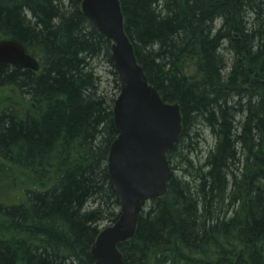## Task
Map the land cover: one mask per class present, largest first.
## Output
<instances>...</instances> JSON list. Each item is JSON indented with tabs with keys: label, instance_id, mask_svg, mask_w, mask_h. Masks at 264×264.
Segmentation results:
<instances>
[{
	"label": "trees",
	"instance_id": "16d2710c",
	"mask_svg": "<svg viewBox=\"0 0 264 264\" xmlns=\"http://www.w3.org/2000/svg\"><path fill=\"white\" fill-rule=\"evenodd\" d=\"M82 1L0 0V38L41 64L0 71L19 96L0 111V182L25 170L43 185L0 202V264H95L92 244L120 214L108 172L120 78ZM120 1L149 81L183 114L174 176L118 244L125 264H264V0Z\"/></svg>",
	"mask_w": 264,
	"mask_h": 264
},
{
	"label": "water",
	"instance_id": "95a60500",
	"mask_svg": "<svg viewBox=\"0 0 264 264\" xmlns=\"http://www.w3.org/2000/svg\"><path fill=\"white\" fill-rule=\"evenodd\" d=\"M82 11L112 40V57L120 77L114 103L118 136L108 158V171L119 197L120 214L99 232L92 254L95 264H125L118 244L132 238L140 213L153 197L167 193L174 170L168 150L176 147L183 132L178 102L166 101L138 61L134 43L125 29L120 0H83ZM12 64L40 68L25 46L11 38L0 39V71Z\"/></svg>",
	"mask_w": 264,
	"mask_h": 264
},
{
	"label": "rangeland",
	"instance_id": "374dc122",
	"mask_svg": "<svg viewBox=\"0 0 264 264\" xmlns=\"http://www.w3.org/2000/svg\"><path fill=\"white\" fill-rule=\"evenodd\" d=\"M97 64L99 74L103 75L102 80L104 82H102V86H106L105 88L109 90V95H113L116 92V89L112 80V66L104 59L98 60ZM12 102L19 104V96L17 95L16 89L13 86H0V111ZM22 106L25 107L24 104H22ZM206 132L205 135L207 136V141L204 142L205 146L202 148L203 153L204 151L206 152V150L210 148L215 141V138L209 132ZM2 164L3 161L0 157V166ZM38 186L43 187L41 182L35 180L31 172H27L25 170L15 171L9 180L0 182V201L5 203L17 202L25 195V190L27 188ZM104 225L106 226L108 223L105 222Z\"/></svg>",
	"mask_w": 264,
	"mask_h": 264
},
{
	"label": "bare ground",
	"instance_id": "6f19581e",
	"mask_svg": "<svg viewBox=\"0 0 264 264\" xmlns=\"http://www.w3.org/2000/svg\"><path fill=\"white\" fill-rule=\"evenodd\" d=\"M89 18H90V17H89ZM92 20H93V19H92ZM93 21H94V20H93ZM94 22H95V21H94ZM107 37H108V36H107ZM109 39H110V38H109ZM110 40H111V39H110ZM111 41H112V40H111ZM132 42H133V41H132ZM111 45H112V44H111ZM111 51H112V49H111ZM115 66H116V65H115ZM96 70H97V72H98V74H99L98 64H97V69H96ZM99 75H100L101 78H102L103 75H101V74H99ZM118 75H119V74H118ZM119 78H120V77H119ZM120 87H121V84H120ZM116 98H117V97H116ZM115 100H116V99H115ZM114 103H115V102H114ZM178 103H179V102H178ZM179 104H180V103H179ZM180 105H181V104H180ZM113 108H114V107H113ZM114 125H115V123H114ZM116 129H117V128H116ZM118 133H119V132H118ZM117 136H118V135H117ZM115 139H116V138H115ZM115 139H114V140H115ZM112 143H113V142H112ZM111 145H112V144H111ZM110 147H111V146H110ZM109 152H110V151H109ZM108 158H109V157H108ZM108 172H109V171H108ZM110 178H111V177H110ZM111 181H112V180H111ZM0 202H1V201H0ZM3 203H5V202H3ZM5 204H10V203H5ZM144 209H145V208H144ZM144 209H143V210H144ZM143 210H142V211H143ZM112 223H113V222H112ZM109 224H111V223H109ZM96 238H97V237H96ZM95 240H96V239H95ZM125 241H126V240H125ZM94 242H95V241H94ZM94 242H93V244H94ZM93 244H92V246H93ZM120 250H121V249H120ZM122 252H123V251H122ZM91 253H92V247H91ZM92 255H93V254H92ZM123 255H124V253H123ZM93 257H94V256H93ZM124 261H125V259H124Z\"/></svg>",
	"mask_w": 264,
	"mask_h": 264
},
{
	"label": "flooded vegetation",
	"instance_id": "af4514ba",
	"mask_svg": "<svg viewBox=\"0 0 264 264\" xmlns=\"http://www.w3.org/2000/svg\"><path fill=\"white\" fill-rule=\"evenodd\" d=\"M8 66H9V65H8ZM8 66H7V67H8ZM7 67H6V68H7Z\"/></svg>",
	"mask_w": 264,
	"mask_h": 264
}]
</instances>
